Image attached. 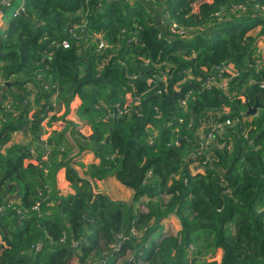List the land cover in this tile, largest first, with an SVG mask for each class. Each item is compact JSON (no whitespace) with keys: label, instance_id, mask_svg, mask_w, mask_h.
<instances>
[{"label":"trees","instance_id":"obj_1","mask_svg":"<svg viewBox=\"0 0 264 264\" xmlns=\"http://www.w3.org/2000/svg\"><path fill=\"white\" fill-rule=\"evenodd\" d=\"M151 1L187 34L170 37L141 0H26L7 22L0 264H264V105L246 114L264 104L250 33H264V0ZM224 65L227 87L207 86ZM72 109L86 135L66 118ZM226 120L205 145L200 126ZM17 132L30 142H14ZM68 138L93 160L71 156ZM109 178L130 202L94 189ZM169 216L175 234L164 233Z\"/></svg>","mask_w":264,"mask_h":264},{"label":"built area","instance_id":"obj_2","mask_svg":"<svg viewBox=\"0 0 264 264\" xmlns=\"http://www.w3.org/2000/svg\"><path fill=\"white\" fill-rule=\"evenodd\" d=\"M14 1H19V5L17 6L16 9H14L12 16H17L21 13H24L26 0H0V19L4 15V11L9 9L12 6V3ZM99 1L101 2L102 0H99ZM165 26H166L165 31L168 32L170 37H172V36H184L187 34V29L184 28L183 26L179 25L177 22H175L173 20H169V22ZM60 45L63 48H69L70 42L68 40H62ZM106 46H107V44L104 40L98 41V49L105 48ZM226 71H228L226 69V65L215 66L214 72H215L216 77H209L207 80V86L214 85L220 89H225L227 87L228 81L230 79L229 77L226 76ZM180 105L185 106L186 105V99H181ZM114 109L118 113L123 112V110L120 108V106L118 104H116L114 106ZM230 124H231L230 120H226L223 123H219V124L211 126V128H209L207 125L200 126V129H204V128L209 129V131L205 135L201 134L200 137L205 142V145H206V143H209L215 139L214 133H224L225 128L227 126H230ZM174 145L178 146V142L175 141ZM30 151L33 152L32 148L30 149ZM149 175H150V173H149ZM130 234L132 236H138L140 234V231H137L136 227L132 226L130 229ZM117 238L120 241V240L124 239L125 237L122 234H120L117 236ZM119 241L116 243H113L111 245L112 246V249H111L112 252L119 251V249H120Z\"/></svg>","mask_w":264,"mask_h":264},{"label":"crops","instance_id":"obj_3","mask_svg":"<svg viewBox=\"0 0 264 264\" xmlns=\"http://www.w3.org/2000/svg\"><path fill=\"white\" fill-rule=\"evenodd\" d=\"M109 1H111V0H102L101 1V3H102V5L103 4H105V2H106V4H107V2H109ZM130 1V0H129ZM131 1H133V0H131ZM141 2L145 5V7L147 8V9H149V10H152V12L154 13V16L156 17V19H157V21H158V24H159V26L160 27H162L163 26V28L162 29H164V27L166 28V24H167V20H168V18L166 17V16H164L163 15V12L161 11V9L160 8H154V7H152V1L151 0H141ZM19 5V1H14L13 3H12V6L9 8V9H7V10H5L4 11V15L1 17V19H0V31H2L3 32V34H4V31H5V29H6V26H7V22L9 21V19H10V17H13L12 15H13V11H14V9H16L17 8V6ZM6 16H8L9 17V19H8V21L6 22V24H5V22L3 21L4 20V18L6 17ZM77 29H80L81 31H84V25H75L74 26V28L72 29V31H75V30H77ZM75 33V32H74ZM76 34V33H75ZM252 35H254V33H251ZM257 40H256V45H257V47L259 48V46H260V44H261V42L262 41H264V36L263 37H260V36H258L257 35ZM262 45V44H261ZM2 65V63H0V66ZM0 77H1V72H0ZM1 82H2V80H1ZM1 84V83H0ZM69 113H72V117H70V120H72V121H74L75 123H77V122H79L80 120H78L76 117V115H75V110L74 109H72ZM81 122V121H80ZM80 127H81V129H80ZM77 128L79 129V131L81 132V133H83V134H87L88 133V126L87 125H85V123H77ZM42 139H44L43 137H42ZM69 139V141L71 142V144H72V146H73V149H75L76 148V146H74V143L71 141V139L70 138H68ZM13 140H14V142H16V143H22V144H27V143H29L30 142V137H28L27 135H25V134H23V133H20V132H17V133H15L14 134V136H13ZM34 146H32L31 148H33ZM80 155V156H79ZM71 156H73L77 161H80V162H82V163H89L90 161H92L93 160V156H92V154L91 153H87V152H79V151H77V148H76V151H71ZM77 169L79 170V166H77ZM59 183L61 182L60 180L58 181ZM107 183V179L106 180H100V181H93V184H94V188L96 187V186H98V183ZM66 190H68V191H70V188H69V186H68V184L66 183ZM129 190V189H128ZM179 229L180 228H175V229H173V231H169L170 233H172V234H175V233H177L178 231H179Z\"/></svg>","mask_w":264,"mask_h":264},{"label":"rangeland","instance_id":"obj_4","mask_svg":"<svg viewBox=\"0 0 264 264\" xmlns=\"http://www.w3.org/2000/svg\"><path fill=\"white\" fill-rule=\"evenodd\" d=\"M130 2H132L130 0ZM9 17L6 16L4 18V22L8 21ZM262 27H256L255 29H253L250 33H254L255 36H260L263 37L264 33H262ZM262 44V45H261ZM259 46L260 51H262V55L264 58V41H262ZM2 78L0 77V83H1ZM70 117H72V113H68L66 118L70 119ZM78 120L79 118L76 117ZM82 122V121H81ZM80 121L77 122L78 124L81 123ZM84 123V122H82ZM81 129V127H80ZM72 151H76V148L73 149ZM87 164V163H85ZM96 191H100L102 193H105L108 197H110L112 200H124L127 202H130L132 200V192L130 190H128L127 188H125L124 186H122L121 184H119L117 181H115L112 178L107 179V183L103 184V183H98V186H96L94 188ZM147 201V200H146ZM146 205L145 204V200L142 203H139L137 205V203L135 204V207L137 208L136 210H143L146 211ZM164 224V233L166 232L167 234H169V231H173V229L175 228H180L179 223L177 221V219H175L174 216H169L166 219L163 220L162 222ZM155 237V235H154ZM127 257H129L127 254L125 255ZM124 259V258H123ZM121 260H119L120 262Z\"/></svg>","mask_w":264,"mask_h":264},{"label":"water","instance_id":"obj_5","mask_svg":"<svg viewBox=\"0 0 264 264\" xmlns=\"http://www.w3.org/2000/svg\"><path fill=\"white\" fill-rule=\"evenodd\" d=\"M21 15H24V13H21ZM6 22H5V24H6ZM2 36H3V32L0 31V38H2ZM263 105L264 104H259V103L256 102V104L253 107L248 106V109L246 111V114H255L256 113L257 106H263ZM41 133H42V131H40L39 134L37 135V138L38 139H40ZM9 198L10 199H16V198H18V194L13 195V196H10Z\"/></svg>","mask_w":264,"mask_h":264}]
</instances>
